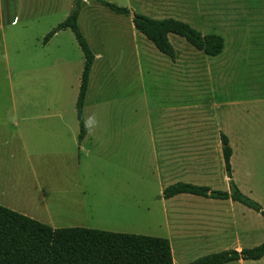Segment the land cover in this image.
<instances>
[{
    "label": "rangeland",
    "instance_id": "rangeland-1",
    "mask_svg": "<svg viewBox=\"0 0 264 264\" xmlns=\"http://www.w3.org/2000/svg\"><path fill=\"white\" fill-rule=\"evenodd\" d=\"M75 1L0 0V133L14 149L0 165V203L24 205L31 197L33 206L44 190L55 196L45 200L56 227L167 237L175 264L237 249L231 236L187 242L196 233L179 222L182 208L234 204L228 217L249 229L242 247L261 244L260 212L192 194L166 199L163 190L177 181L229 189L224 132L233 179L264 208V0H107L225 39L212 56L171 33L175 61L135 28L132 15L83 0L79 25L96 55L84 115L95 112L100 127L81 141L76 102L84 52L70 28L44 42ZM226 264H264V257Z\"/></svg>",
    "mask_w": 264,
    "mask_h": 264
},
{
    "label": "trees",
    "instance_id": "trees-1",
    "mask_svg": "<svg viewBox=\"0 0 264 264\" xmlns=\"http://www.w3.org/2000/svg\"><path fill=\"white\" fill-rule=\"evenodd\" d=\"M83 0H76L68 17L44 38L49 41L63 29L70 28L84 52L85 63L76 102L80 124L79 141L87 134L83 127L84 106L96 55L79 25ZM116 13L132 15L137 30L173 61L176 50L169 34L184 37L196 49L216 56L224 49L225 39L215 33L204 34L187 21L174 17L153 18L131 12L107 0H97ZM222 153L229 189H214L209 185L177 181L163 190L166 199L179 194H192L210 199L242 203L264 216V208L245 194L233 179L231 158L233 148L228 135L221 132ZM264 257V241L255 247L227 249L201 256L183 264H226ZM0 264H175L171 241L167 237L109 231L91 227H58L32 218L0 204Z\"/></svg>",
    "mask_w": 264,
    "mask_h": 264
},
{
    "label": "crops",
    "instance_id": "crops-1",
    "mask_svg": "<svg viewBox=\"0 0 264 264\" xmlns=\"http://www.w3.org/2000/svg\"><path fill=\"white\" fill-rule=\"evenodd\" d=\"M80 16V15H79ZM18 22V15L14 14L13 19L11 20L12 24H16ZM170 35V34H169ZM58 59H63V58H58ZM57 59V60H58ZM80 125V124H79ZM87 135V134H86ZM85 135V136H86ZM85 138V137H84ZM10 145V139H8V137H1V133H0V165L4 166L5 162H7V160L10 157H13V152L14 149L11 148ZM1 190V187H0ZM40 190V194H38V198H35L34 200V205L33 206H29L31 205L29 199L31 197H28L27 200V204H19V203H15L12 202L9 204H6L4 202H1L5 205H7V207L14 209L18 212H21L23 214H26L32 218H35L39 221L42 222H49L52 227L54 228H58L56 227L57 224H54V221H57V219H55L54 215L51 213L50 207H49V202L46 201V198L49 197H54V194H47L46 192H44V190ZM71 194V196L75 195V191L73 192H68L66 191L65 194ZM2 194V190L0 191V195ZM63 195L65 198H69L68 196ZM62 196V197H63ZM57 199V198H56ZM72 199V198H70ZM58 200V199H57ZM74 202H76V199L74 197ZM0 203V204H1ZM2 204V205H3ZM4 205V206H5ZM62 206V205H60ZM235 209H237L234 204L230 205V207L228 206H215V205H201V206H189L188 208L185 206L182 208L183 213H185L183 216H181L179 219V222H186L188 225L191 224V226H194L193 232L196 233V235L191 236V239L193 240H187V242L193 244L196 242H200V240L203 239H207L208 241H204L202 239V241L206 242V243H211L212 241L217 242L220 239V242L222 240H224L227 236H231V238H233V242L232 244H236V248L237 249H242L244 241L243 238H245L246 236L248 237V235H246L249 231L248 228H239V227H235V223H238L237 221H233L234 220H239L238 218H234V217H228V212H233L235 211ZM42 210L46 211V213L48 214V217H41L40 214L42 212ZM44 218H47L44 219ZM48 224V223H46ZM234 224V226H233ZM233 229L231 231L230 234H228V227H232ZM239 226V225H238ZM64 227H77V226H64ZM84 227V226H82ZM241 229H243L241 231ZM225 237V238H224ZM224 238V239H222ZM190 239V238H189ZM219 242V243H220ZM240 262H244V260H240Z\"/></svg>",
    "mask_w": 264,
    "mask_h": 264
},
{
    "label": "clouds",
    "instance_id": "clouds-1",
    "mask_svg": "<svg viewBox=\"0 0 264 264\" xmlns=\"http://www.w3.org/2000/svg\"><path fill=\"white\" fill-rule=\"evenodd\" d=\"M83 127L88 135L94 134L97 128L100 127V120L98 119L97 114L95 112L87 114L83 118Z\"/></svg>",
    "mask_w": 264,
    "mask_h": 264
}]
</instances>
